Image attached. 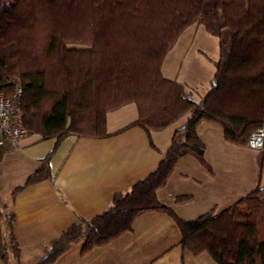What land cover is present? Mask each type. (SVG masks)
<instances>
[{"label":"trees","instance_id":"obj_1","mask_svg":"<svg viewBox=\"0 0 264 264\" xmlns=\"http://www.w3.org/2000/svg\"><path fill=\"white\" fill-rule=\"evenodd\" d=\"M197 23L220 41L211 89L200 101L162 73L167 54ZM14 78L23 87L22 118L29 135L56 143L13 197L50 177L49 162L66 137H109L108 114L127 104L138 110L127 128L140 126L149 136L187 117L153 173L116 194L102 214L71 225L36 264H55L80 243L83 256L104 247L132 232L145 212L174 221L185 254H207L216 264H264L261 186L229 208L192 220L159 199L184 156L211 169L200 123L218 125L225 140L237 146H248L249 137L264 126V0H0V83ZM191 200L179 196L176 203ZM5 218L9 240H2L1 258L8 264L9 252L19 261L21 250L16 217Z\"/></svg>","mask_w":264,"mask_h":264},{"label":"crops","instance_id":"obj_2","mask_svg":"<svg viewBox=\"0 0 264 264\" xmlns=\"http://www.w3.org/2000/svg\"><path fill=\"white\" fill-rule=\"evenodd\" d=\"M201 28L205 30L197 23L185 30L162 66L163 75L186 85L189 98L194 101H200L209 92L214 76L207 82L209 88L202 80L215 75L212 69L206 74L191 68L194 64L204 66L195 46L197 35L204 34ZM186 59H189L188 73L197 78L195 84L180 79ZM137 118L136 105L127 104L108 114L109 137H66L49 162L50 177L24 187L14 197V190L37 171L41 160L53 151L56 140L29 135L18 148H11L4 136L0 139V151L5 148L0 159V211L3 214L0 264H6L1 258V243L9 236L5 231V216L14 214L16 217L14 233L22 261H17L12 254L13 263L36 264L46 255L50 243L71 225L102 214L116 194L129 190L158 168L175 132L186 123L176 127L180 119L149 136L140 126L127 128ZM198 134L206 145L205 159L211 169L195 156L186 155L179 161L168 185L159 192L161 202L186 220L213 209L220 212L257 186L264 188V151L227 142L222 128L209 122L200 123ZM179 196H191L192 200L177 204ZM191 209L197 210L195 216ZM180 241L181 234L168 215L145 212L136 219L132 232L85 256L81 252L83 244H77L55 264H216L207 254L183 253ZM8 264H11L10 259Z\"/></svg>","mask_w":264,"mask_h":264},{"label":"built area","instance_id":"obj_3","mask_svg":"<svg viewBox=\"0 0 264 264\" xmlns=\"http://www.w3.org/2000/svg\"><path fill=\"white\" fill-rule=\"evenodd\" d=\"M22 100L23 87L18 78L8 81L5 86L0 83V134L8 140L11 148H18L19 143L29 136L23 124ZM248 147L264 151V126L249 137Z\"/></svg>","mask_w":264,"mask_h":264},{"label":"rangeland","instance_id":"obj_4","mask_svg":"<svg viewBox=\"0 0 264 264\" xmlns=\"http://www.w3.org/2000/svg\"><path fill=\"white\" fill-rule=\"evenodd\" d=\"M201 31L204 34L203 35H201V34L197 35V37L195 38V46L198 47L197 55L200 58V60L204 63V66L199 65V64H194V66L191 65V68L195 67L197 70H200V72L202 71L203 73L205 72L206 74H207V72L208 73L210 72V69H212V70H214V74H215L216 69H215V65H214L215 63L214 62H216V60H218V55L220 52V45H219L220 41H219V38L214 37L210 34H207V32L205 30L202 29ZM198 45H200V46H198ZM195 52L196 51H194V53ZM188 63H189V59H186L185 62L183 63V68H182V71L180 73V79L181 80H187V81H190L193 84H195V80L197 78L195 77V75L188 73V68H189ZM200 72H198L197 74H199ZM213 76L214 75L205 78L204 81L202 80L201 83H204V85L208 86L209 83H207V82H210L209 80ZM199 88L201 90V87H199ZM208 88H209V86H208ZM186 120H187V117L182 118L180 120V122L178 124H176V127L182 126L184 123H186ZM0 139H3L2 134H0ZM183 140H184V136L181 137V141H183ZM187 207H189V206H187ZM187 209H189V208H187ZM189 211L192 213V216H195V214H197V210H195V209H191ZM198 217H199V215H196V217H192V218L196 219ZM5 231L7 234L8 229H6V227H5ZM6 239H7L6 241H8L9 236L6 235ZM9 253H10L9 259L11 260V264H14L13 263V257H11L12 252L10 251ZM20 261H22V259H20Z\"/></svg>","mask_w":264,"mask_h":264}]
</instances>
